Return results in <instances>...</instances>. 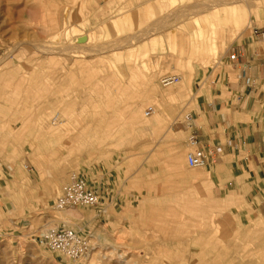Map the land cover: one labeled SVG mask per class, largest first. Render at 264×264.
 Segmentation results:
<instances>
[{
    "label": "rangeland",
    "instance_id": "obj_1",
    "mask_svg": "<svg viewBox=\"0 0 264 264\" xmlns=\"http://www.w3.org/2000/svg\"><path fill=\"white\" fill-rule=\"evenodd\" d=\"M263 25L264 0H0V264H264L262 179L235 170L233 154L225 170L188 167V131L171 125L206 91L229 93L230 47ZM164 74L180 80L162 87ZM92 162L112 164L152 215L146 232L116 240L148 248L99 250L90 207L52 208ZM70 209L82 213L64 224L91 246L78 259L39 240Z\"/></svg>",
    "mask_w": 264,
    "mask_h": 264
},
{
    "label": "crops",
    "instance_id": "obj_2",
    "mask_svg": "<svg viewBox=\"0 0 264 264\" xmlns=\"http://www.w3.org/2000/svg\"><path fill=\"white\" fill-rule=\"evenodd\" d=\"M256 28V32L253 30L252 34L242 36L237 44L230 47L235 53V59L230 61L234 67L238 66V80L229 85V93H226L223 99L207 100L203 97L207 95L206 91L197 99V111L189 112L192 115V127L200 143L210 148L216 145L221 147V152L217 154L214 162L220 163L219 170L226 168L225 164L220 162L221 155L233 154L235 170L241 166L248 177L258 176L262 179L260 183H264V25ZM244 62L249 65L243 74ZM129 65L127 66L131 71L134 66ZM126 70L123 67L118 72L119 75L121 72L126 73ZM211 84H214V81H211ZM232 95H235V99L230 98ZM121 105L133 106L139 103L123 101ZM87 120L85 118V121ZM179 129L186 131L185 124H180ZM144 131H148V128H144ZM109 165L107 168L96 162L84 165L82 174L100 193L98 204L90 207L94 216L86 220V225H92L99 240V250L148 248L137 247L134 245L136 242L116 240V235L146 232L143 228L151 226L152 215L147 212L143 214L144 206H137L132 198L135 194L133 187L129 186L125 178L118 179L120 175L117 169L112 167V164ZM140 165H147L144 169L152 168L151 163L143 162ZM140 165L127 162L123 169H142ZM261 191L262 188L259 187V193L252 195V198L260 197V204H264V188Z\"/></svg>",
    "mask_w": 264,
    "mask_h": 264
},
{
    "label": "built area",
    "instance_id": "obj_3",
    "mask_svg": "<svg viewBox=\"0 0 264 264\" xmlns=\"http://www.w3.org/2000/svg\"><path fill=\"white\" fill-rule=\"evenodd\" d=\"M253 30L256 32L258 28L254 27ZM228 59L234 60L235 53H230ZM248 65V62L242 64L243 74ZM179 80L180 76L178 74H164L160 77L159 83L162 87H165L173 85L179 82ZM153 112L154 107L148 105L144 109L143 114L148 117ZM180 124H185L186 130L188 131L186 137V146L188 149L185 153L187 166L191 168H202L210 159L216 161L217 154L221 152V147L216 145L210 148L200 143L197 133L192 127V115L189 111L178 114L171 122L172 127L175 129H179ZM99 199V191L91 186L85 175L71 172L68 180L63 184L59 194L56 196L52 208L59 211L78 205L91 207L96 205ZM39 240L51 250L69 259H78L86 256L91 248L89 240L79 227L68 226L64 223H59L48 228L40 236Z\"/></svg>",
    "mask_w": 264,
    "mask_h": 264
},
{
    "label": "bare ground",
    "instance_id": "obj_4",
    "mask_svg": "<svg viewBox=\"0 0 264 264\" xmlns=\"http://www.w3.org/2000/svg\"><path fill=\"white\" fill-rule=\"evenodd\" d=\"M239 19V18H238ZM156 23V22H155ZM154 23V24H155ZM75 31V30H74ZM148 31H145V32H142L141 31V34H144V33H147ZM69 33V32H68ZM74 33V32H73ZM76 33V32H75ZM201 35H202V33H201ZM133 37V36H132ZM182 39H184V38H182ZM131 41V40H130ZM153 41H155V39L153 40ZM184 41V40H183ZM182 41V42H183ZM186 42V41H185ZM188 42H189V38H188ZM184 43V42H183ZM182 43V44H183ZM177 46H178V44H177ZM182 47H184V45L182 46ZM189 46H187L186 48H188ZM202 47V46H201ZM215 48V47H214ZM213 49V46L211 47V50ZM176 60V59H175ZM175 63H176V65L177 66H181V62L179 61V60H176L175 61ZM166 94H168V92L166 93ZM170 96V95H169ZM144 115V114H143ZM58 118V114H56L53 118H52V123H54L55 122V119H57ZM54 121V122H53ZM59 122H60V120H59ZM56 123V122H55ZM173 139V138H172ZM177 140V139H176ZM173 162H176L175 160H173L172 159V157L169 159V163L171 164V163H173ZM186 162V161H185ZM173 165V164H172ZM181 177L183 178V177H185V175L184 174H181ZM190 179H191V181H193L194 183H196V182H203V178L198 174V173H196V174H190ZM188 198V197H187ZM188 200V199H187ZM190 200H192V199H190ZM192 202H193V200H192ZM210 204V203H209ZM211 205V204H210ZM67 208H72V207H67ZM64 209H66V208H64ZM60 211V210H59ZM81 214L79 213V210H77V209H70V210H67L66 212H64L61 216H56V217H60V219L62 220V221H60L59 223H66L65 221H69V218H73V217H77V216H80ZM57 219V218H56ZM64 220V221H63Z\"/></svg>",
    "mask_w": 264,
    "mask_h": 264
}]
</instances>
